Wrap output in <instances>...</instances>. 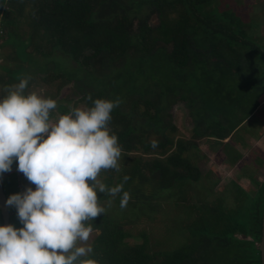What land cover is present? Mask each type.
Returning <instances> with one entry per match:
<instances>
[{
    "label": "trees",
    "instance_id": "obj_1",
    "mask_svg": "<svg viewBox=\"0 0 264 264\" xmlns=\"http://www.w3.org/2000/svg\"><path fill=\"white\" fill-rule=\"evenodd\" d=\"M229 1L0 0V96L30 78L27 92L56 101L52 120L96 99L120 101L109 123L120 169L99 178L108 187L123 183L130 199L121 208L122 193L98 194L100 203L116 204L90 222L99 235L89 258L99 264H262L264 183L255 193L237 183L217 193L216 182L201 191L203 177L186 157L206 139H229L264 101L263 41ZM70 86L74 97L61 99ZM180 104L194 124L191 141H175L168 112ZM16 169L3 174L7 198L23 193ZM194 187L195 203L187 199ZM169 194L186 213L182 241L167 239L168 248L154 253L146 234L130 244L124 221ZM9 211L10 224L22 227ZM168 231L170 239L177 232Z\"/></svg>",
    "mask_w": 264,
    "mask_h": 264
},
{
    "label": "clouds",
    "instance_id": "obj_2",
    "mask_svg": "<svg viewBox=\"0 0 264 264\" xmlns=\"http://www.w3.org/2000/svg\"><path fill=\"white\" fill-rule=\"evenodd\" d=\"M29 81L7 86L0 96V176L15 163L35 185L6 200L22 227L0 226V264H99L89 258L88 243L90 222L106 211L98 194L122 193L121 208L130 199L123 183L108 187L99 178L102 170L120 169L122 148L109 129L120 101L96 99L53 122L56 101L27 92Z\"/></svg>",
    "mask_w": 264,
    "mask_h": 264
},
{
    "label": "rangeland",
    "instance_id": "obj_3",
    "mask_svg": "<svg viewBox=\"0 0 264 264\" xmlns=\"http://www.w3.org/2000/svg\"><path fill=\"white\" fill-rule=\"evenodd\" d=\"M233 1L236 5L238 14L246 21H249L250 19H251L250 20L251 23L255 22L256 20L259 21L262 15L264 14L261 11L263 8V12H264V0H233ZM152 23L153 24L158 23V20L156 17L152 18ZM259 31L260 33L263 34L264 26H262L259 29ZM37 93L40 95V91H37ZM70 93L71 94L76 93L73 86L63 89V91L61 92L60 98L64 99L68 97ZM80 108H84V107L81 106ZM169 113L173 114V117H170L171 123L175 125L178 129L175 141L177 142V140L179 139H183L184 141H191L192 139H191L190 133L188 134L186 130L187 125H188L187 122L191 123V121H190V118H188L187 116V110L184 108V106L182 104L176 105L171 110H169L168 114ZM167 119H169V117ZM56 120H53V122H55ZM198 144L201 146L202 143H198ZM259 148L262 150H259ZM257 150L259 151L264 150V140H260L257 143L256 148H252L251 150L252 155H248V156H253V157L254 155L256 156ZM202 155H204L202 151L198 149H194V148L186 152V157L191 158V163H193L198 168L201 175L205 174L209 170L210 166H212L210 163L205 164L201 162ZM249 159L250 158H247L246 162H248ZM259 162H260V165H264V157L260 158ZM257 164H258V161H257ZM256 167L257 168L259 167V169L261 168L260 166H256ZM261 172L264 175V170H261ZM253 175L256 176V174H252V176ZM22 177H24V182L22 184V192H24L27 187H32L33 190H35V185L31 184L26 179V177L23 175V173H22ZM215 182L216 181L212 179L211 180L202 179L201 183L199 184V190L202 191L204 187L213 188L215 186ZM223 186L220 184L216 186V188L214 189L215 191H217V193H222L223 190L225 189V187ZM196 188L197 187H194L193 190H190L188 192L187 199L189 200V202L195 203L199 200L200 193H198L199 191H197ZM245 189H247V191L250 193L256 192V188L254 186L247 187ZM163 197L164 198L162 199L153 200L151 202V207H150L151 210L149 209L147 210L148 214L141 213L139 218L138 217L129 218L128 220L124 221L123 224H124L125 230L131 234V236L127 239V241L130 244H142L144 242L143 235L146 234L150 240V243L148 246L150 249V252L154 253L155 251H158V250L161 251L164 249L166 250L168 248L167 245L169 243L167 242V239L171 240V242H173L174 240L177 242L179 240L182 241V237H180L181 233H179L180 232L179 229L181 228V219H184L186 213L184 212L182 214V209H180L179 206L175 207L174 199L171 194L163 196ZM108 202L109 201L102 202L101 205L105 207L106 211L114 212L116 209V204L111 203V205L109 206ZM139 211L142 212L144 210L140 209ZM175 228L177 230L176 235H173L174 237L170 239V233L168 229L173 230ZM98 235H99V231H93L88 243L92 245Z\"/></svg>",
    "mask_w": 264,
    "mask_h": 264
},
{
    "label": "crops",
    "instance_id": "obj_4",
    "mask_svg": "<svg viewBox=\"0 0 264 264\" xmlns=\"http://www.w3.org/2000/svg\"><path fill=\"white\" fill-rule=\"evenodd\" d=\"M261 11L263 13V8ZM263 19L264 14L259 21L256 20L253 22V27L254 32L259 34L261 38L259 39L262 40L264 44V33L262 34L259 31V29L264 26ZM250 20L247 22L250 23ZM187 116L190 118L191 123L187 122L188 125L186 130L188 134L190 133L192 139L194 124L192 118L189 116L188 110ZM260 140H264V101L254 114H252V116H250L229 139L224 141H219L215 138L206 139L202 142V147L199 146V148H197L204 154L202 155L201 162L205 164L210 163L212 165L205 174H202L203 179L215 180L217 186L226 184L223 186L225 188L233 183H237L243 188L251 186L256 188L258 186L257 183H264V175L261 172V170H264V165H260L259 162L260 158L264 157V150L259 151L262 150L259 148L256 156H248L252 155V148H256ZM236 157H240L239 162L232 164ZM247 158H250L248 162H246ZM256 166H260L261 168L259 169V167L257 168ZM18 174L22 182H24L22 173L18 171ZM252 174H256V176H252Z\"/></svg>",
    "mask_w": 264,
    "mask_h": 264
},
{
    "label": "water",
    "instance_id": "obj_5",
    "mask_svg": "<svg viewBox=\"0 0 264 264\" xmlns=\"http://www.w3.org/2000/svg\"><path fill=\"white\" fill-rule=\"evenodd\" d=\"M3 175L0 176V210L3 216L4 220V226H7L10 224L11 221V213L9 211V207L6 206V200L8 199L3 187ZM260 251H261V258H262V264H264V217H263V231H262V240L260 243Z\"/></svg>",
    "mask_w": 264,
    "mask_h": 264
},
{
    "label": "bare ground",
    "instance_id": "obj_6",
    "mask_svg": "<svg viewBox=\"0 0 264 264\" xmlns=\"http://www.w3.org/2000/svg\"><path fill=\"white\" fill-rule=\"evenodd\" d=\"M164 236V235H163Z\"/></svg>",
    "mask_w": 264,
    "mask_h": 264
}]
</instances>
